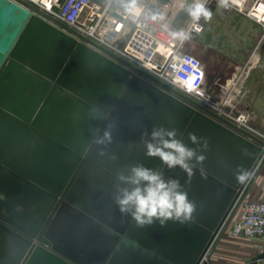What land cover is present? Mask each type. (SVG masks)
Listing matches in <instances>:
<instances>
[{
	"label": "water",
	"instance_id": "water-1",
	"mask_svg": "<svg viewBox=\"0 0 264 264\" xmlns=\"http://www.w3.org/2000/svg\"><path fill=\"white\" fill-rule=\"evenodd\" d=\"M93 105L116 123L105 156L90 129L102 134L108 121L90 119ZM160 125L183 132L190 147L188 133L208 141L204 174L198 168L189 184L178 167L164 168L196 212L192 223L138 228L113 201L115 173L136 163L163 167L140 143ZM263 165L264 140L25 2L0 0V264H212ZM238 167L249 172L244 183ZM255 248L262 253L250 264H263L264 245Z\"/></svg>",
	"mask_w": 264,
	"mask_h": 264
},
{
	"label": "built area",
	"instance_id": "built-area-1",
	"mask_svg": "<svg viewBox=\"0 0 264 264\" xmlns=\"http://www.w3.org/2000/svg\"><path fill=\"white\" fill-rule=\"evenodd\" d=\"M21 1L52 22L63 25L79 39L111 53L130 67L186 95L201 107L238 127H248L246 112L239 111L229 98L220 103L216 94L205 89L204 63L187 51L190 41L204 31V25L191 40L180 42L161 31L158 24L145 25L142 18L133 23L115 7L106 8L105 0H63L62 3L61 0ZM208 1L213 3L216 0ZM145 3H150V0H141V5ZM181 3L182 0H169L159 4V10L167 14L166 22L175 29L184 27L188 20L187 16L181 18L184 12ZM222 8L248 17L264 29V0H229V7ZM118 26L119 31L116 30ZM184 58H190L192 64L183 63ZM189 76L192 91L183 86ZM250 189L237 202L225 231L229 230L235 238L254 241L264 238V194L260 199H254L249 194Z\"/></svg>",
	"mask_w": 264,
	"mask_h": 264
},
{
	"label": "clouds",
	"instance_id": "clouds-1",
	"mask_svg": "<svg viewBox=\"0 0 264 264\" xmlns=\"http://www.w3.org/2000/svg\"><path fill=\"white\" fill-rule=\"evenodd\" d=\"M218 7H229V0H216ZM106 8L115 7L120 10L133 23L141 18L145 25L158 24L159 29L167 33L172 40L180 42L189 41L194 33H199L203 25L200 21L211 20L213 12L208 8V0H182L181 10L186 12L188 20L185 26L175 29L166 22L167 14L159 10V0H150V3L141 5V0H105ZM158 9V10H154ZM147 13V14H145ZM120 26L117 27L119 31ZM183 63L192 64L190 58H184ZM176 65L173 64V69ZM191 77L183 82L187 91H192ZM90 119H105L102 134L100 129H90L92 143L102 146L98 154L107 155L105 151L114 141L113 131L116 123L111 119L110 112L98 105H93L89 110ZM184 133L177 128H166L163 125L154 126L149 134L141 133L140 143L145 149V155L149 158H158L163 167L153 169L142 163L129 165L115 173L117 183L114 185L113 201L119 212L131 217V221L138 228H145L155 223L161 226L167 222H178L181 225L192 223L196 204L188 197V192L178 179L166 178L164 168L169 170L177 167L186 173V184L191 182L195 170L203 171V162L206 159L204 152L208 148L206 138L199 137L195 133H188V140L196 147H190L184 143ZM110 159L115 161L117 155L112 154ZM249 177V172L242 167L236 170V179L244 183Z\"/></svg>",
	"mask_w": 264,
	"mask_h": 264
},
{
	"label": "rangeland",
	"instance_id": "rangeland-1",
	"mask_svg": "<svg viewBox=\"0 0 264 264\" xmlns=\"http://www.w3.org/2000/svg\"><path fill=\"white\" fill-rule=\"evenodd\" d=\"M255 24L258 23L242 14L228 13L222 8L212 17L203 37L213 46L215 53L224 55L226 58L230 56L235 58L234 51L238 50V53L243 51L245 40L251 38L255 44L249 48L248 55L252 56L259 42L264 40V29L261 25L256 26ZM199 46L198 39H194L187 51L198 57L199 50H201ZM221 55L218 56L221 57ZM256 79V81L253 79L248 86L249 93L240 96L244 100L242 105L244 107L248 106L249 109L247 108L248 110L244 111L240 106L238 109L246 112L249 116L248 127H243V129L264 140V79L262 80L260 73ZM261 82H263V85ZM224 96L228 99L230 94H224ZM254 186L256 185L254 184ZM262 194L260 190H256L252 198L260 199ZM261 253V250L253 248L251 240L235 238L228 230L221 234L210 255V261L212 264H250L251 260L257 259Z\"/></svg>",
	"mask_w": 264,
	"mask_h": 264
},
{
	"label": "crops",
	"instance_id": "crops-1",
	"mask_svg": "<svg viewBox=\"0 0 264 264\" xmlns=\"http://www.w3.org/2000/svg\"><path fill=\"white\" fill-rule=\"evenodd\" d=\"M208 4V8L213 12L212 17L218 10L222 9V7H218L217 4L213 5L212 2L210 3L208 1ZM211 4L212 7H209ZM210 21L211 20L205 23L203 19L201 20V22H204V32L194 38L198 39L200 43L199 47L201 50H199L198 57L203 61L206 69L205 89L211 90V92L216 94L220 103H224L226 100V98H224V94H230L229 99L232 100V103H235L237 107L240 106V108L242 107L243 110L247 108L249 109L248 106L244 107L242 105L244 103V100L240 96L249 93L248 86L250 85L253 79H255V81L257 80L256 78L259 73L262 80L264 79V40H262L263 42H259V44L257 45V47L259 46V48L256 47L255 53L252 56L250 54L248 55V52L251 45H254L255 42H253L252 39L249 38V40H245V43L243 44L245 48L243 51H241L240 53H238V50L234 51L236 54H234L235 58L234 56L226 58L224 55L215 53L213 46H211L209 42L205 39V37H203ZM255 25L257 26L259 24ZM191 41L188 47H190ZM189 49L190 48H188V50ZM218 55H221V57H219ZM248 57L250 59H247ZM262 83L263 82H261V84ZM254 184L256 186H254ZM254 190H260V192L264 194V166L259 172L253 184L251 185L249 194L252 197L255 192ZM252 243L253 248L255 250H259L255 248V246L257 244L264 245V238L254 240L252 241Z\"/></svg>",
	"mask_w": 264,
	"mask_h": 264
},
{
	"label": "bare ground",
	"instance_id": "bare-ground-1",
	"mask_svg": "<svg viewBox=\"0 0 264 264\" xmlns=\"http://www.w3.org/2000/svg\"><path fill=\"white\" fill-rule=\"evenodd\" d=\"M256 259H254V260H251V261H255Z\"/></svg>",
	"mask_w": 264,
	"mask_h": 264
}]
</instances>
